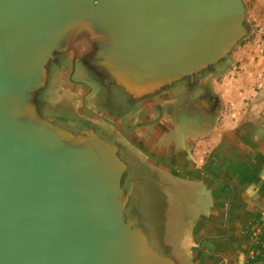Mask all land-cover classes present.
<instances>
[{"label": "water", "instance_id": "1", "mask_svg": "<svg viewBox=\"0 0 264 264\" xmlns=\"http://www.w3.org/2000/svg\"><path fill=\"white\" fill-rule=\"evenodd\" d=\"M248 32L244 0H0V264H177L125 213L117 148L34 97L63 57L131 93L190 87Z\"/></svg>", "mask_w": 264, "mask_h": 264}, {"label": "crops", "instance_id": "2", "mask_svg": "<svg viewBox=\"0 0 264 264\" xmlns=\"http://www.w3.org/2000/svg\"><path fill=\"white\" fill-rule=\"evenodd\" d=\"M244 1L247 36L216 74L189 87L205 92L201 116L159 152L207 189L204 209L184 221L171 211L184 243L178 264H264V0Z\"/></svg>", "mask_w": 264, "mask_h": 264}, {"label": "flooded vegetation", "instance_id": "3", "mask_svg": "<svg viewBox=\"0 0 264 264\" xmlns=\"http://www.w3.org/2000/svg\"><path fill=\"white\" fill-rule=\"evenodd\" d=\"M55 68L59 81L53 95L66 98L58 104V110L48 108L40 115L75 137L91 131L117 148L126 159L121 176V186L126 191L125 203L139 187L138 180L146 179L149 171L164 176L158 185L174 181L168 176L179 171L166 163L159 152L167 139L181 137L183 140L182 133L193 117L200 118L199 97L205 92H195L183 85L180 90L131 93L102 67L73 64L69 57L57 60ZM169 90L172 93L167 94ZM46 106L50 107L44 103L42 108ZM188 170L180 169V172ZM180 178L189 179L187 175ZM197 181L202 183L201 178ZM133 209L135 216L129 218L136 222L140 211L137 207ZM171 211L169 215L173 217Z\"/></svg>", "mask_w": 264, "mask_h": 264}, {"label": "rangeland", "instance_id": "4", "mask_svg": "<svg viewBox=\"0 0 264 264\" xmlns=\"http://www.w3.org/2000/svg\"><path fill=\"white\" fill-rule=\"evenodd\" d=\"M58 81L55 62H50L47 67L46 83L34 97L39 114H45L48 108L58 110L60 108L58 104L62 99L65 100L66 96L64 95L57 97L53 95ZM44 103H48L50 107L42 108ZM179 140H182L181 137ZM119 154L126 161L122 154ZM159 175L161 173L149 171L146 179L138 180L139 187L129 202L125 203L124 211L128 216L134 218L133 208L137 207L140 216L138 219L135 217V225L144 232L150 246L159 254L171 256L178 264L179 257L183 254L184 243L180 241L177 231L180 224L177 219L174 220L169 215V211L173 207L176 208L179 221L186 220L187 215H190L191 212H196L201 207L204 209L208 204L207 189L201 182L191 181V179L184 181L174 173L168 176L174 181L158 185L160 179L164 178Z\"/></svg>", "mask_w": 264, "mask_h": 264}]
</instances>
